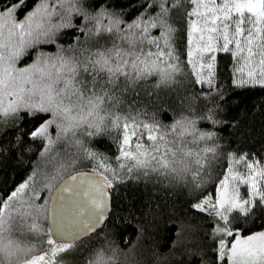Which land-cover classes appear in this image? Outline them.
Listing matches in <instances>:
<instances>
[{"label": "snow or ice", "instance_id": "6c2138e0", "mask_svg": "<svg viewBox=\"0 0 264 264\" xmlns=\"http://www.w3.org/2000/svg\"><path fill=\"white\" fill-rule=\"evenodd\" d=\"M257 86L264 0H0V156L24 173L0 191V264H264V163L224 119ZM141 179L183 196L163 251L139 242L166 205L123 213L134 240L116 227L113 194Z\"/></svg>", "mask_w": 264, "mask_h": 264}, {"label": "trees", "instance_id": "16d2710c", "mask_svg": "<svg viewBox=\"0 0 264 264\" xmlns=\"http://www.w3.org/2000/svg\"><path fill=\"white\" fill-rule=\"evenodd\" d=\"M231 63L230 54H219L218 67L221 76L220 82L226 85H230L231 83V72L228 67ZM235 95L241 97V102L239 104H233L224 119L240 118L241 115H243V119L247 124L248 135L242 141L240 137H234L230 143L234 149L255 153L256 156L260 158L261 163H264V111H261V109L257 107L260 98L264 97V89L257 86L247 90H238ZM228 99L234 101L235 96H230ZM246 106L247 110L242 113L241 110L245 109ZM159 118L165 122H169L171 120V115L168 112H161ZM201 126L203 127L204 125ZM219 130L227 136L226 129L221 126ZM112 147H114V145ZM35 158V156L31 157V159ZM248 158L251 159L252 156ZM22 167L23 165H19L14 157L9 158L0 156V191L3 190L6 184L11 183L13 179L18 182L19 179L22 178L24 175V173L21 172ZM226 167V159H222L217 166L219 175H223L221 169ZM237 170L246 173V168L243 164L239 165ZM17 172H20V175L14 176V173ZM241 193L242 195L247 194L246 186L241 187ZM178 199H183V196L179 193L173 194L171 189H168L167 192L163 189L153 190L151 186H146L142 179L139 182L129 180L119 186L118 195L116 193L113 194L114 209L118 205V210L121 213L120 222L116 226L118 232L124 236H129L133 240L136 239L137 229L135 225L140 223V221L136 219L135 212L127 218L123 216V213L127 212L129 208L139 210L141 205L147 208L149 200L154 203L158 202L161 205H166V207L162 208L163 215L156 221V229L150 232L148 236L142 238L139 242L141 246H143L158 241L161 251L165 250L167 247V240L170 239L175 227L167 223L170 218L167 209L170 208L173 203H176ZM172 218L174 219V217ZM256 224L264 227V224H261L259 219H257ZM149 237H152V239ZM128 242L130 243L131 240ZM121 247H126V244L122 243Z\"/></svg>", "mask_w": 264, "mask_h": 264}]
</instances>
